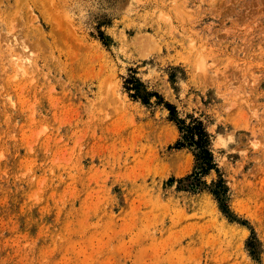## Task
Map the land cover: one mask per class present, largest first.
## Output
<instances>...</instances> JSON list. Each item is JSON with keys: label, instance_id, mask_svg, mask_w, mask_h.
<instances>
[{"label": "rangeland", "instance_id": "374dc122", "mask_svg": "<svg viewBox=\"0 0 264 264\" xmlns=\"http://www.w3.org/2000/svg\"><path fill=\"white\" fill-rule=\"evenodd\" d=\"M0 264H264V0H0Z\"/></svg>", "mask_w": 264, "mask_h": 264}, {"label": "trees", "instance_id": "16d2710c", "mask_svg": "<svg viewBox=\"0 0 264 264\" xmlns=\"http://www.w3.org/2000/svg\"><path fill=\"white\" fill-rule=\"evenodd\" d=\"M142 89V84L134 76H129L124 80V90L132 99H142L143 103L148 106L151 105L149 101L152 97L158 100V102L155 103L156 105H159L163 101L162 97L154 92H146L144 97H141ZM165 106L170 111L171 116H173L175 112L174 107L168 103H166ZM190 118L192 121L180 129V131L185 133V136H183L184 142L177 141L175 148L177 149L184 148L185 146H195L200 151V157L203 159H208L209 152L207 147L209 145V135L203 123L199 119H193V117Z\"/></svg>", "mask_w": 264, "mask_h": 264}]
</instances>
